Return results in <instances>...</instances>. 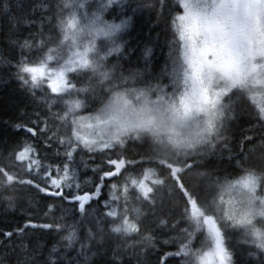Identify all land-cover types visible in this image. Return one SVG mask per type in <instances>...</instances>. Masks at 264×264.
Listing matches in <instances>:
<instances>
[{"label":"snow or ice","instance_id":"obj_1","mask_svg":"<svg viewBox=\"0 0 264 264\" xmlns=\"http://www.w3.org/2000/svg\"><path fill=\"white\" fill-rule=\"evenodd\" d=\"M41 6L50 15L19 42L13 67L33 97L40 92L42 107L34 120L14 125L24 137L0 148V192L12 193L0 200L14 208L26 190L33 200L43 194L51 201L43 204L44 216L53 223L29 217L0 230V245L19 249L16 264H89L85 257L95 241L111 243L113 236L119 244L111 264H123L125 254L145 264L150 250L172 243L177 250L156 264L171 257H190L184 264H237L229 232L240 233L238 244L255 246L247 256L264 264V0H138L135 7L127 0H57ZM127 11H148L157 28L163 25L168 51L155 74L150 64L141 71L120 63ZM117 16L123 18L117 22ZM152 54L146 46L144 59ZM245 117L248 127L236 136L234 126ZM217 158L232 171L216 167ZM150 217L158 234L145 225ZM36 228L64 233L46 257L40 241L24 243L27 230ZM200 236L202 247L193 248Z\"/></svg>","mask_w":264,"mask_h":264},{"label":"trees","instance_id":"obj_2","mask_svg":"<svg viewBox=\"0 0 264 264\" xmlns=\"http://www.w3.org/2000/svg\"><path fill=\"white\" fill-rule=\"evenodd\" d=\"M56 2L57 0H0V148L11 146L17 140L24 137V130L20 129L13 131L11 129V127L13 128V124L26 123L30 119L34 120L35 116L32 115L33 112L41 111L42 106L39 101L40 92H37L35 97H33L30 90L23 86L18 80L16 76V69L13 67V65L20 58L19 42L23 41L25 38H28L29 33L38 32L42 16L46 18L50 15V13L45 12L41 5L45 3L55 4ZM137 2L138 0H127V4L131 5L132 7H135ZM119 11V7L116 8V12H112L110 10L105 14V18L112 20L113 16H115ZM127 15L131 17V20L122 33V40L126 42V54L124 58L121 59L120 63L123 64L125 70L138 69L141 71L145 70L146 64H150L151 71L153 74H155L164 64L165 54L168 51V48L164 46L165 33L162 31L163 25H161L160 28H157L155 24V16L150 14L148 11H137L135 14H133L131 11H127ZM121 18L123 17L117 16V22H119V19ZM26 21H30L31 23ZM44 31L47 32L48 28L45 27ZM157 33H159L158 41L156 39ZM146 46L152 47L153 49V54L148 60H145L143 57V51ZM129 49L131 50V54H128L127 52ZM114 60L115 57L113 58V61ZM125 74L127 75V71H125ZM144 78H150L147 72H145ZM4 82H7L8 84L4 85ZM164 82L167 83V80L165 79ZM81 114L83 115L84 113ZM5 122L7 124H5ZM247 127L248 123L247 118L245 117L241 119L236 126H234L235 135L239 136L241 129H246ZM260 151L261 149L259 146H257L256 152L253 154V157L250 161L251 163H259L256 157H258ZM77 159H79V157H77ZM95 160L96 164L101 163V157L97 156ZM213 163L222 171L224 169L232 171V168L229 167L227 162L221 164L218 162V158ZM82 171L87 176H92L91 169H82ZM195 171L196 170L194 169V172ZM192 179L195 183H201V180L195 176H193ZM107 192L108 189L105 188L104 194H102L100 197V212L105 211L102 205L103 201L107 198ZM4 193L5 192H0V195ZM31 195V192L30 194H27V196L23 195L22 202L25 201L26 209L28 211L30 210V214L34 218L37 220L43 219V204L45 203L44 199L42 198L43 194L37 195L35 200L30 199ZM39 196L41 197V200H39ZM47 201L51 202L50 200ZM1 206L2 204H0V207ZM92 207L93 209H96L97 205L93 203ZM57 215L59 214L57 213ZM10 218H12V216L9 215V213L5 211L0 212V230L9 231L14 229V227L11 225L12 222H10ZM67 223H72V221H68ZM184 227H188V225L185 224ZM236 233L240 235L239 232ZM60 234L61 236L64 235V233ZM60 234L56 233L55 235ZM230 235H233V238H236V236L232 232L228 233L230 241L229 247L235 253L234 259L237 261V264H245V262H247V264H255L256 258L247 256L249 251H256L255 246L248 245V250L243 249L240 247V244L236 242V240L230 239ZM203 239V236L198 237L195 244L193 245V248H201V241ZM38 241H42L41 243L44 245L43 250L46 252H48L52 244L55 243L44 242L41 239H38ZM4 243L7 244L8 242L4 241ZM18 243L20 244L21 242ZM95 244L96 247L93 248L92 252L87 254L85 259L89 262V264H93V262L98 261L100 257L102 258L103 255H106L107 258H109V263L107 264H111V261L116 258L114 257L113 249L117 248L119 242H95ZM166 247L167 248L163 250L162 253L154 250L148 252V254L142 258L144 259L148 257L149 262L146 258L144 259L145 264H156L159 256H162L165 252H174L177 250V244L175 246L167 245ZM76 248H79L78 243L76 244ZM203 249L205 250L204 245ZM60 251H63L62 247ZM6 252L11 254L8 255L6 259H4V264H16L17 256L20 255L19 250L16 249V252H11V246L6 249L3 245H0V257H3ZM22 258L23 256L21 255V259ZM185 260L190 261L191 258L171 257L167 260V264H184ZM125 261L127 262L126 264H136L134 258H125Z\"/></svg>","mask_w":264,"mask_h":264},{"label":"bare ground","instance_id":"obj_3","mask_svg":"<svg viewBox=\"0 0 264 264\" xmlns=\"http://www.w3.org/2000/svg\"><path fill=\"white\" fill-rule=\"evenodd\" d=\"M4 85L5 84H8L7 82H4L3 83ZM5 124H7L6 122H5ZM18 124V123H17ZM14 125L15 124H13V128L11 127V129L13 130V131H17L18 129H16L15 127H14ZM26 192L28 193V194H30V191H28V190H26ZM10 194H12L11 192H5L4 194H2V195H10ZM23 196V195H22ZM39 200H41V197L39 196ZM45 201V203H50L49 201H47V200H44ZM17 204L15 205V207L14 208H9L8 206H7V204L5 203V202H3L2 200H0V204H2V206L0 207V212H7V213H9V215H11L12 216V218H10V222H12L11 223V225H12V227H14V228H16V227H19V226H21V225H23L24 223H25V221L29 218V217H32L33 218V220H34V223H36V224H45V223H53V219H52V217L51 216H48V217H45L44 216V218L43 219H39V220H37L36 218H34L31 214H30V210L28 211L27 209H26V203H25V201H23L22 202V197L19 199V200H17V202H16ZM179 213H180V209L179 208H176L175 209V218L176 219H179L180 217H179ZM59 214V213H58ZM34 215V214H33ZM154 218H152V217H150L149 218V220L148 221H146L145 222V225L147 226V227H149V228H151V229H153V231L156 233V234H158L159 233V229H158V226L157 225H155V224H153L152 223V220H153ZM68 221H71V220H68ZM67 221V222H68ZM70 224V223H69ZM185 226V224H181L180 225V227H184ZM165 231H167L166 229H165ZM232 233H234L235 234V236H236V238H233V235H230V239H232V240H236V242H238V240L240 239V235L238 234V233H236V232H232ZM56 233L55 232H49L48 230H46V229H40V228H36V229H28L27 230V235L25 236V238H24V242H31V241H38V239H41V240H43L44 242H56V241H60V236H61V234L60 235H55ZM168 235H176V233H168ZM113 240H111V242H119L117 239H116V237H113L112 238ZM137 239H138V237H137ZM13 242H14V244H19L18 242H21L20 241V239H17V238H13ZM42 242V241H41ZM95 242H106V241H104V240H100V239H97ZM169 245H171V246H175L176 244H174V243H172V244H169ZM240 247L241 248H243V249H247L248 250V245H240ZM167 247L166 246H164V245H158L157 246V249H153L154 251H159V252H161L162 253V251L163 250H165ZM18 249V248H17ZM19 250V249H18ZM150 251H152V250H150ZM149 251V252H150ZM62 252V251H61ZM48 255V252H46V251H44L43 250V256L44 257H46ZM103 255V254H102ZM43 258V257H42ZM125 258L126 259H131V258H134V257H132L130 254H126V255H123L122 257H121V259H122V261H123V264H126L127 262L125 261ZM147 258V261L149 262V260H148V257H146ZM146 258H144V259H146ZM143 259V260H144ZM2 262V263H1ZM4 262H5V260L4 259H0V264H4ZM107 263H109V258H107V256L106 255H103L102 256V258L100 257V259L98 260V261H96V262H93V264H107ZM173 264H176V263H173Z\"/></svg>","mask_w":264,"mask_h":264},{"label":"rangeland","instance_id":"obj_4","mask_svg":"<svg viewBox=\"0 0 264 264\" xmlns=\"http://www.w3.org/2000/svg\"><path fill=\"white\" fill-rule=\"evenodd\" d=\"M205 246V251L207 250V248H208V245H204Z\"/></svg>","mask_w":264,"mask_h":264}]
</instances>
